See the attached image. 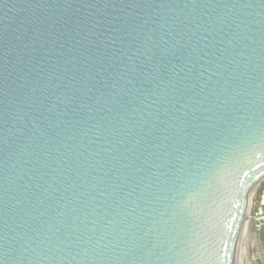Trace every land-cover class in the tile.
<instances>
[{
  "label": "water",
  "instance_id": "1",
  "mask_svg": "<svg viewBox=\"0 0 264 264\" xmlns=\"http://www.w3.org/2000/svg\"><path fill=\"white\" fill-rule=\"evenodd\" d=\"M264 180V0H0V264H247Z\"/></svg>",
  "mask_w": 264,
  "mask_h": 264
},
{
  "label": "rangeland",
  "instance_id": "2",
  "mask_svg": "<svg viewBox=\"0 0 264 264\" xmlns=\"http://www.w3.org/2000/svg\"><path fill=\"white\" fill-rule=\"evenodd\" d=\"M254 203H253V223L249 231L250 250L254 255H258L264 249V180L256 187ZM248 216V215H247ZM252 232V233H251ZM256 239V242L250 240ZM252 243V244H251ZM259 244V245H258ZM262 246V248H261ZM249 250V252H250ZM252 264H264V261L259 257Z\"/></svg>",
  "mask_w": 264,
  "mask_h": 264
},
{
  "label": "bare ground",
  "instance_id": "3",
  "mask_svg": "<svg viewBox=\"0 0 264 264\" xmlns=\"http://www.w3.org/2000/svg\"><path fill=\"white\" fill-rule=\"evenodd\" d=\"M257 189V188H256ZM256 189H254L250 195H249V198H248V204H247V209H246V213H247V222H248V230L249 231H252L251 230V225L253 223V214H252V211H253V203H254V197H255V192H256ZM252 233V232H251ZM251 242L253 241L254 243L256 242V239H255V236H254V239L250 240ZM252 244V243H251ZM249 245H250V242H249ZM259 245V244H258ZM262 248V246H261ZM249 250H250V246H249ZM261 258L262 261H264V249H262L260 251V253L257 255H254L251 250L250 252L248 253V263L247 264H252L256 259L258 258Z\"/></svg>",
  "mask_w": 264,
  "mask_h": 264
}]
</instances>
